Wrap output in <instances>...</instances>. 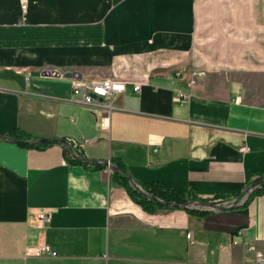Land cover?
<instances>
[{"label":"crops","instance_id":"1","mask_svg":"<svg viewBox=\"0 0 264 264\" xmlns=\"http://www.w3.org/2000/svg\"><path fill=\"white\" fill-rule=\"evenodd\" d=\"M262 37L264 0H27L25 15L22 0H0V264H258L264 71L191 73L204 66L199 52H254ZM92 78L126 90L108 132L83 146L99 136L100 112L73 90ZM119 164L140 187L189 201L242 198L202 216L148 210L116 177ZM41 243L57 255L25 254Z\"/></svg>","mask_w":264,"mask_h":264},{"label":"built area","instance_id":"2","mask_svg":"<svg viewBox=\"0 0 264 264\" xmlns=\"http://www.w3.org/2000/svg\"><path fill=\"white\" fill-rule=\"evenodd\" d=\"M22 9L23 14L27 10V0H22ZM179 76H182V72H178ZM203 76V73L197 72L193 70L191 73V81H195L198 77ZM135 89H140V85H135ZM126 90V82L123 80H115V79H104V80H88L86 82L76 83L74 86V95L75 98L84 103L89 107H93L99 110V127L100 134L99 136L93 138H84L82 140V145H89L95 141H97L100 137H102L106 132H108L110 128V120L112 111L115 109V100L117 97ZM248 147H246L247 149ZM73 158L76 156V151H72ZM253 187H248L246 192H249ZM242 198V197H241ZM214 202H223L214 201ZM234 203V201H233ZM232 203V204H233ZM224 204V203H223ZM231 204V205H232ZM230 205V204H225ZM50 212L47 210H42L38 213V227L44 228V223L50 220ZM191 233L188 234V237H191ZM25 254L27 256H43V255H51L56 256L57 251L51 248V246L47 243H41L36 247H32L26 250ZM258 264H264V257L259 254L258 256Z\"/></svg>","mask_w":264,"mask_h":264},{"label":"rangeland","instance_id":"3","mask_svg":"<svg viewBox=\"0 0 264 264\" xmlns=\"http://www.w3.org/2000/svg\"><path fill=\"white\" fill-rule=\"evenodd\" d=\"M263 41H264V37ZM221 39V37H220ZM238 46V45H237ZM208 48H211L212 46H207ZM222 44L216 45L215 48L222 49ZM257 50L248 51V52H239V51H213L208 50V52H199L198 54L203 57H199L201 60V65H204L203 67L199 69H193L197 70V72L203 73V76H205L206 71H214L215 74L225 73L226 75H230V71H233V75H238V71H240V76L244 77H258L262 76V70H258L259 65H264V45H262V49H258L259 46H256ZM205 54L208 55L209 59L205 56ZM242 59H247L246 64L248 65L247 68L249 69H237V68H230L229 66L232 64L240 63ZM251 67H250V65ZM227 67V68H224ZM229 67V68H228ZM244 71V72H243ZM230 77V76H228ZM94 79V78H92ZM97 80V79H94ZM115 80H121V79H115Z\"/></svg>","mask_w":264,"mask_h":264},{"label":"trees","instance_id":"4","mask_svg":"<svg viewBox=\"0 0 264 264\" xmlns=\"http://www.w3.org/2000/svg\"><path fill=\"white\" fill-rule=\"evenodd\" d=\"M8 139L10 140H15V138L13 136H6ZM25 136H19V138H16V141L21 143L22 145H35V143H38L39 141L34 140L35 142H29L27 139H25ZM65 140V139H64ZM66 146L69 145L68 141H64L63 142ZM83 159V155L81 152H79L76 149V156L74 157V160H81ZM118 168L122 169L124 172H126L123 168L122 165H118ZM122 172V171H121ZM123 173V172H122ZM116 177L130 190V192L132 193V195H134L136 197V199L142 204L144 205V207L148 210H154L156 209V207L158 206H164L163 203H160L158 201H155L154 199H151L145 195H143L142 193H140L137 189H135L133 187V185L131 184L130 179L127 177V175L125 173L121 174L120 172H116ZM149 195H152L153 197H157L160 198L162 200H164L165 202H175V203H184V202H188L189 199H187L183 193L180 192H176L174 190H170L168 187H165L163 184H151L150 186H145L143 188ZM194 201V200H190L189 202ZM201 202H210V201H201ZM221 203V202H219ZM226 203V202H222ZM191 212L197 213L199 215H205L207 214L209 211L207 209H190Z\"/></svg>","mask_w":264,"mask_h":264},{"label":"water","instance_id":"5","mask_svg":"<svg viewBox=\"0 0 264 264\" xmlns=\"http://www.w3.org/2000/svg\"><path fill=\"white\" fill-rule=\"evenodd\" d=\"M58 140H60L62 142L65 141L64 139H58ZM32 142H35V141H32ZM112 168H114V169H116L118 171H122L123 173H125L127 175L126 172H124L122 169L116 167L115 165L114 166L112 165ZM131 184L140 193H142L143 195H145V196H147V197H149L151 199H154L155 201H158V202L163 203V204L168 205V206L180 207V208H184V209H201V208H203L205 206L214 207V209H226V208L230 209V208L234 207L235 205H237L239 203L240 199H241V197H240L239 199L234 201V203L232 205H225V204H222V203H219V202H217V203L216 202H201V201H198V200H194V201H191V202L188 201V202H184V203L165 202L164 200H162L160 198L153 197L152 195H149L142 187H140L138 184H136L132 180H131Z\"/></svg>","mask_w":264,"mask_h":264}]
</instances>
